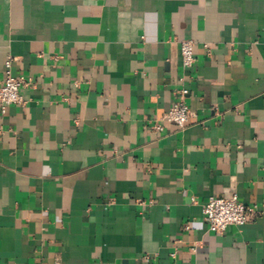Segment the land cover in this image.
<instances>
[{
  "label": "crops",
  "instance_id": "obj_1",
  "mask_svg": "<svg viewBox=\"0 0 264 264\" xmlns=\"http://www.w3.org/2000/svg\"><path fill=\"white\" fill-rule=\"evenodd\" d=\"M8 56L0 264H264V0H0V84ZM231 195L254 212L208 231Z\"/></svg>",
  "mask_w": 264,
  "mask_h": 264
},
{
  "label": "built area",
  "instance_id": "obj_2",
  "mask_svg": "<svg viewBox=\"0 0 264 264\" xmlns=\"http://www.w3.org/2000/svg\"><path fill=\"white\" fill-rule=\"evenodd\" d=\"M203 47L208 48L207 44ZM194 42L191 39H183L179 43L181 66L187 70L193 67ZM15 58L8 56L5 60L4 76L0 84V112L5 113L11 104H22V89L28 85L24 76L12 72L11 65ZM183 78H181L182 80ZM188 90L181 85L175 90L174 99L168 110L162 116V120L171 122L183 128L191 116V111L186 102ZM155 129H161L159 123L153 125ZM254 212V206H248L238 200L236 195L229 197L209 196L202 205L203 221L210 232L222 234L228 225H242Z\"/></svg>",
  "mask_w": 264,
  "mask_h": 264
}]
</instances>
